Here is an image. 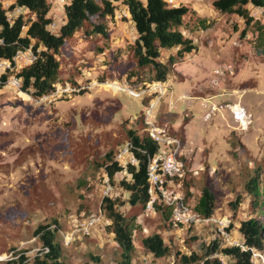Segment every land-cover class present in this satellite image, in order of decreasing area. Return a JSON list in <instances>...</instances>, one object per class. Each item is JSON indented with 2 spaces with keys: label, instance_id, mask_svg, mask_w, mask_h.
I'll use <instances>...</instances> for the list:
<instances>
[{
  "label": "rangeland",
  "instance_id": "1",
  "mask_svg": "<svg viewBox=\"0 0 264 264\" xmlns=\"http://www.w3.org/2000/svg\"><path fill=\"white\" fill-rule=\"evenodd\" d=\"M2 1L8 19L14 20L18 13L9 8L13 0ZM212 1H168L196 7L206 28H200L196 11L185 18L184 34L198 50L182 59L176 49L162 53L164 62L172 55L175 63L162 84L164 95L152 108L158 93L152 90L149 72L136 67L129 47L134 31L122 13L121 0L115 3L117 18L105 21L108 39L91 34L87 23L66 40L57 56L58 81L50 95L35 98L13 85L15 74L26 66L23 58L9 68L0 61V76L8 75L0 83V264L7 262L1 257L17 260L21 252L28 259L14 264H32L41 248L34 235L39 225L69 233L76 219L83 221L93 214L99 222L89 235L77 234L68 246L56 232L61 264H121V251L102 209L103 177L111 162L123 168L109 178L117 210L135 220L131 264H179L176 251L203 254L213 241L222 247L243 244L238 227L256 213L252 198L264 204V57L253 51V27L241 38L244 20L216 12ZM49 4L48 28L57 33L64 23L65 4ZM248 10L264 24V8ZM113 83L124 90H113ZM129 90L143 94L134 97ZM234 103L251 120L245 129L233 118L228 104ZM148 109L151 121L168 126L183 140L188 172L173 188L183 190L191 206L204 189L211 192L214 207L209 218L229 222L225 229L229 241L212 224L177 228L169 217L145 210L143 204L128 203L130 193L121 182L131 180L126 167L138 162L135 157L117 159L129 140L128 131L143 135ZM250 190L257 197L249 195ZM155 233L169 247L168 256L155 258L142 247L141 240ZM255 252L259 256H252L254 264H264V249ZM212 257L223 264L232 262L220 253Z\"/></svg>",
  "mask_w": 264,
  "mask_h": 264
},
{
  "label": "trees",
  "instance_id": "2",
  "mask_svg": "<svg viewBox=\"0 0 264 264\" xmlns=\"http://www.w3.org/2000/svg\"><path fill=\"white\" fill-rule=\"evenodd\" d=\"M168 1L121 0L135 32L134 42L129 46L132 56L137 69H146L149 72L150 83L163 84L168 79L175 57L169 55L164 62L161 58L164 51L176 49L177 58L182 59L185 54L198 50L193 39L186 37L183 31L185 18L195 15V11L186 5H173ZM116 2L118 0H70L64 6V23L57 33L51 32L48 28L52 19L48 15L50 4L47 0H14L10 9L25 8L33 18L25 20L22 15L17 14L12 21L8 19L7 10L0 2V61H8L11 67H15L14 58L17 53L30 49L36 57L35 60L15 74L20 81V89L35 98L50 95L58 81L60 64L57 56L66 40L83 29L87 23L91 25V34L108 39L109 28L105 21L113 22L115 19ZM211 5L216 12L235 15L244 20L245 27L241 31V38L246 35L248 27H253L256 32L253 51L256 55L264 57V24L255 20L248 10L249 6L264 8V0H213ZM198 24L201 29L206 28L204 19H199ZM7 78V74L0 76V83L4 84ZM127 136L138 164L126 167L131 180L122 181L121 185L130 193L128 200L130 205L145 206L148 201L146 166L148 159L157 153L158 146L144 132L142 136H138L135 132L128 131ZM122 169L117 162H111L106 168V174L112 179ZM248 194L257 197L252 190ZM237 200L239 202V199ZM213 203V195L204 189L193 207L200 215L208 218L213 214ZM117 206L114 196L106 197L102 201V209L108 219L107 229L121 251V264H131L134 249L132 236L136 232L135 220L122 215ZM251 209L256 210V213L239 223L238 233L243 243L241 246L222 247L213 241L204 248L203 254L176 251L178 263L223 264L218 257H212L214 253H220L232 259L230 264H254L253 252L264 249V204L258 205L257 200L252 198ZM152 211L169 217L170 220L169 209L155 204ZM50 226L39 225L34 231L41 248H47L48 252L40 255L39 252L36 253L32 264H61L59 245L55 241L57 228L50 229ZM141 245L155 258H163L170 253L164 239L157 233L143 238ZM18 255L17 260L11 259L5 264L28 259L22 252ZM16 256L14 253L13 257Z\"/></svg>",
  "mask_w": 264,
  "mask_h": 264
},
{
  "label": "built area",
  "instance_id": "3",
  "mask_svg": "<svg viewBox=\"0 0 264 264\" xmlns=\"http://www.w3.org/2000/svg\"><path fill=\"white\" fill-rule=\"evenodd\" d=\"M60 3L67 4L66 0H49V3ZM18 15H23L25 13H30L27 9L17 7L15 9ZM125 17L128 16L124 11L122 12ZM117 18V16H115ZM52 24V23H51ZM50 24V25H51ZM19 58L24 59L25 65L32 63L35 60V56L30 49L19 51L14 58L16 62ZM6 67H10L8 61H2ZM227 71L231 74V67L227 68ZM218 74H224L222 71H216ZM12 83L17 88L20 87L19 79H13ZM153 91H157L158 95L155 97L154 102H151V108L156 105V103L164 95V90L162 89V83H154ZM158 87L159 89L157 90ZM121 90H124L121 88ZM146 91V90H145ZM129 93L134 97H141L143 92H134L129 90ZM231 112L233 118L241 123V128L245 129L250 123V118L247 115L244 108L235 104L231 107ZM151 116L150 109L147 110V114L143 119L144 130L143 132L158 146L157 153L148 159L146 166V176L148 181L147 194L148 201L145 205V210L152 211L153 206L161 205L170 210V222L173 226L177 228H187L190 226H196L201 223H209L215 226L217 232L220 233L224 238L229 241V235L225 229L229 226V222L224 219H214L207 218L200 215L194 210V207L188 203V199L183 190H176L173 187L178 186L182 182V177L188 172V163L183 156V140L172 133L168 126L157 125L155 122L151 121L149 118ZM132 145L130 142L125 144L124 149L119 153L118 159L122 157H130L134 159L133 152L131 151ZM103 182L105 183L104 197L113 196V187L109 184V177L105 173L103 177ZM99 222V217L95 214L73 224V229L68 232H63L57 229L63 245L68 246L72 241L75 240L77 234L81 233L84 235H89L91 229ZM50 229H53L50 227ZM239 246V245H238ZM39 255L48 252L47 248H40L37 250ZM253 257H258L256 252H253ZM12 258L10 256L1 257L3 261H9Z\"/></svg>",
  "mask_w": 264,
  "mask_h": 264
},
{
  "label": "crops",
  "instance_id": "4",
  "mask_svg": "<svg viewBox=\"0 0 264 264\" xmlns=\"http://www.w3.org/2000/svg\"><path fill=\"white\" fill-rule=\"evenodd\" d=\"M171 3H173V0H169ZM0 2L1 3H4V1H2V0H0ZM13 2H14V0H13ZM173 5H176V4H173ZM193 9H194V11H196V13L198 14V16H197V18H198V20L199 19H204L205 20V18H204V16H201V14H200V12H199V10L196 8V7H194V6H191ZM16 9V8H15ZM15 9L13 10V11H15ZM124 12L125 13H127V11H126V9H124ZM29 14H31V13H29ZM128 14V13H127ZM33 18V17H32ZM115 19H116V17H115ZM127 19H128V22L129 23H131V25H132V29H133V31H134V28H133V23L131 22V20L129 19V15L127 16ZM116 22H117V20H116ZM206 22V21H205ZM208 31V30H207ZM206 31V32H207ZM134 38H135V32H134ZM258 56V55H257ZM258 57H260V56H258ZM229 105V107L231 108V106L232 105H235V103L234 104H228ZM189 193H191V192H189Z\"/></svg>",
  "mask_w": 264,
  "mask_h": 264
},
{
  "label": "bare ground",
  "instance_id": "5",
  "mask_svg": "<svg viewBox=\"0 0 264 264\" xmlns=\"http://www.w3.org/2000/svg\"><path fill=\"white\" fill-rule=\"evenodd\" d=\"M107 86V85H106ZM111 86L113 87V90L118 91L121 90V87L117 84V83H113L111 84ZM128 90V89H127ZM119 92V91H118ZM127 93V92H126Z\"/></svg>",
  "mask_w": 264,
  "mask_h": 264
}]
</instances>
